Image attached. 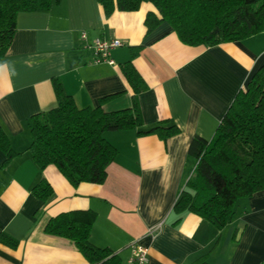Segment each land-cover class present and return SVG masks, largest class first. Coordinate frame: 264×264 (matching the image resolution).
Returning a JSON list of instances; mask_svg holds the SVG:
<instances>
[{"label":"crops","instance_id":"1","mask_svg":"<svg viewBox=\"0 0 264 264\" xmlns=\"http://www.w3.org/2000/svg\"><path fill=\"white\" fill-rule=\"evenodd\" d=\"M149 13L160 17L147 2L106 18L97 0H61L50 12L17 15L12 44L0 61V125L20 155L2 167L6 156L0 150V234L20 244L12 249L0 243V264H92L71 241L44 233L51 218L74 210L97 213L90 241L111 249L121 264H127L134 243L148 249V264H192L219 236L208 264H264V192L240 199L223 231L192 213L172 225L173 207L196 165L189 146L196 136L212 139L237 93L264 64V33L191 47L167 22L147 33ZM96 38L124 43L111 52L113 65L93 63L89 45ZM135 46L143 47L134 65L148 85L139 97L145 127L169 119L181 133L167 141L136 131L104 133L118 151L104 184L73 187L56 166L41 170L28 150L30 119L57 107L52 79L61 80L80 109L116 93L121 95L103 109L129 108L133 92L121 64ZM41 179L54 190L47 203L32 193Z\"/></svg>","mask_w":264,"mask_h":264},{"label":"trees","instance_id":"2","mask_svg":"<svg viewBox=\"0 0 264 264\" xmlns=\"http://www.w3.org/2000/svg\"><path fill=\"white\" fill-rule=\"evenodd\" d=\"M97 1L106 18L115 11L134 12L142 3H151L160 17L154 13L147 15V33L167 22L181 43L191 47L242 42L264 33V0ZM60 3L61 0H0V61L12 44L20 12H50ZM142 49L131 47L130 59L121 64L133 92L129 108L114 112L103 109L107 102L121 95L116 93L103 97L97 107L80 109L61 80L52 79L57 107L30 119L32 143L28 150L41 170L56 166L73 187L82 183L104 184L108 168L118 154L104 139V133L136 131L139 137L154 135L162 141L181 133L169 119L145 127L139 97L148 85L134 65ZM0 150L6 156L2 167L20 155L13 150L1 125ZM188 153L196 165L173 207L177 218L172 225H179L185 214L192 213L223 231L233 222L234 208L240 199L264 192V64L253 74L246 90L237 93L212 139L194 137ZM32 193L46 203L55 195L45 179L34 186ZM97 217L93 210L63 212L48 221L44 233L71 241L92 264H121L111 249L91 243ZM220 241L221 236L209 253L192 264H208L209 254ZM0 243L12 249L20 244L6 233L0 234Z\"/></svg>","mask_w":264,"mask_h":264},{"label":"built area","instance_id":"3","mask_svg":"<svg viewBox=\"0 0 264 264\" xmlns=\"http://www.w3.org/2000/svg\"><path fill=\"white\" fill-rule=\"evenodd\" d=\"M83 40L87 41L88 37L86 33H82ZM124 43L118 39L107 41L101 38L94 39L89 47L94 52L93 63L95 65L107 63L113 65L114 61L111 59V52L116 49L123 47ZM131 256L127 264H148L149 255L148 249L139 243H134L131 246Z\"/></svg>","mask_w":264,"mask_h":264},{"label":"rangeland","instance_id":"4","mask_svg":"<svg viewBox=\"0 0 264 264\" xmlns=\"http://www.w3.org/2000/svg\"><path fill=\"white\" fill-rule=\"evenodd\" d=\"M241 203V202H240ZM238 211H239V209H238Z\"/></svg>","mask_w":264,"mask_h":264}]
</instances>
